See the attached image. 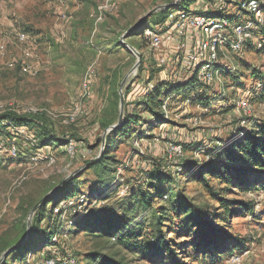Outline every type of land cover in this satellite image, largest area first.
<instances>
[{
  "label": "rangeland",
  "instance_id": "obj_1",
  "mask_svg": "<svg viewBox=\"0 0 264 264\" xmlns=\"http://www.w3.org/2000/svg\"><path fill=\"white\" fill-rule=\"evenodd\" d=\"M184 1L0 0V115L7 111L44 113L54 135L44 143L10 130L7 122L0 127V133L11 131L9 141L2 136L7 143L0 148V247L2 242H15L28 234L36 211L49 192L69 179L67 191L76 190L73 197L57 196L46 205L48 213L39 226L44 232L26 246L22 257L8 256L4 264H44L49 249L56 256H71L74 264H95L94 253L123 264H161L165 256L151 251L142 256L114 237L74 224L86 215L92 217L109 208L121 213L122 204L132 191L156 193V184L148 185L145 170L157 169L171 175L174 180L164 182V189L182 188L199 206L212 212L223 211L218 201L210 199L201 182L184 172L192 169L194 163L204 165L214 158L218 148L222 150L264 120V0H256L262 9L261 17L241 50L220 48L214 81L199 92L193 91L190 97L194 100L189 103L180 101L183 96L177 92L166 99L168 125L165 122L151 127L142 123L134 127L145 132L141 139L131 137L132 130L126 136H116L112 133L115 129L104 133L118 121L123 80L122 93L129 87L123 104L131 112L136 107L132 102L148 87L173 79L170 75L174 69H165L159 58L165 55L168 61H175L176 54L181 62V49L177 53L176 47L154 50L147 39L134 34V28L148 15L140 27L159 29L166 15ZM211 2L193 0L186 9L205 12L214 8ZM237 9L231 4L226 13L241 19L250 16ZM187 44L192 49L196 43L188 39ZM190 73L189 69L180 70L170 81L184 85L190 80ZM86 80L90 82L88 87L84 85ZM115 89L118 109L112 107ZM170 91L166 90L165 96ZM203 96L204 100L198 98ZM69 114L76 115L74 121H70ZM142 117L150 119L145 112ZM109 120L111 123L105 127ZM25 126L35 135V127ZM109 139L111 145L106 148ZM71 141L75 148L68 151ZM171 145H180V152L173 153ZM101 157H106L101 165L88 168L89 162ZM208 183L215 190L222 187L217 178ZM233 183L235 180L224 197L253 203V214L235 212L238 205L234 204L226 222L218 218L216 223L231 237L240 238L241 248L235 247L225 259L203 256L189 246L193 240L191 232L176 230L177 225L165 226V239L188 246L187 254L182 249L178 251L182 264H234L231 255L240 257L239 264H264V190L242 191ZM80 196L85 197L83 203L75 205ZM163 199L164 196L154 198L155 207L164 204ZM143 218V213L138 214L131 217V223L146 226ZM141 234L151 236L148 227L141 229ZM48 235L55 245H46ZM35 244L36 249L30 252Z\"/></svg>",
  "mask_w": 264,
  "mask_h": 264
},
{
  "label": "trees",
  "instance_id": "obj_2",
  "mask_svg": "<svg viewBox=\"0 0 264 264\" xmlns=\"http://www.w3.org/2000/svg\"><path fill=\"white\" fill-rule=\"evenodd\" d=\"M190 2H193V0H185L175 6V8L188 11L186 7H188ZM217 16L225 17L230 22H238L240 19L238 15L232 14L223 15L222 13H219ZM144 20L145 19L141 20V22L134 28L136 30L134 34H137L142 39L146 40L147 37L144 36L143 29L148 26L143 25V27H140ZM184 88H188V90L186 92H181ZM200 88L201 85H195L194 77L185 85L179 86H175L171 81H157L145 94L141 95L135 102H132L136 107L135 109H132L131 112H128L125 108L126 105L123 104L124 116L120 125H118L112 133L116 136L118 133L126 136L128 132L132 130L134 134H132L131 137L139 139L143 138L145 132L136 129L134 130V127H140L142 123L153 127L160 123L170 122L161 109L165 97L175 92L182 93L183 97L180 101H184L193 91L199 92ZM128 90L129 87L126 88V91ZM166 90H169L170 93L165 96L164 92ZM126 91L124 97H126ZM113 96L115 97V101L112 102V107H117L118 109L117 89L113 91ZM198 98H202L200 100L205 99L204 96ZM192 100L194 99L191 98L190 101ZM144 112L148 114L150 119H144L142 117V113ZM4 122L14 125H29L35 127L34 138L44 143L54 138L52 130L48 127L47 118L44 113H18L7 111L0 115V127L6 126L4 125ZM106 123L105 127L108 123H111V121L109 120ZM5 132L0 134L5 135ZM110 145L109 139L106 148H109ZM105 159L106 157H101L97 161L87 162L88 168L94 165H101ZM145 174L148 176V185H152V183L156 184L153 185L156 189V193L151 191L142 193L132 191L126 201L122 204L123 210L121 213H118L114 208H109L102 211V213H96L92 217L86 215L84 218L76 221V223H74L75 226L77 228L83 227L90 232H99L100 235L114 237L118 243L128 247L130 250H138L142 256H147L150 251L160 257L165 256L161 264H167L166 260L173 261V264H182L178 259V251L182 249L185 254H187L188 252L186 250L188 246H185V243L183 244L165 239V231L163 229L165 226L166 228L167 226L172 228L174 225H177L176 230H183L193 234V240L189 246H192L196 253L216 258L217 260L225 259L229 257L228 255L233 252L235 247L241 248L243 241L240 238L231 237L223 227L217 225L216 220L221 218L226 222L227 218L234 210L231 209V206L234 204L238 205V209L235 210V212H243L247 215L253 214V203L236 201L234 199L228 200L224 197L226 196L224 192L229 190V186H231L234 180L235 183L233 184H235V187L242 191L254 189L264 190V120L255 123L248 131L243 132L239 139L231 141L224 146L222 150L218 148L217 152L214 154V158L209 159L204 165L200 166L199 163H194L192 169L190 168L188 171L184 172V175L186 176L192 174V177L199 180L209 192L210 199L218 201L219 208L223 210L219 213L209 211L194 203L193 199L184 194L183 190H181L182 188L177 191L173 190L171 187H166L164 189L162 186L164 182L171 183V180H174L171 175H167L157 169L150 172L145 170ZM213 178L219 179L222 187H217L215 190L212 185L210 186L208 182ZM70 182V179L66 180L58 186L56 190L51 193L49 192L45 201L36 211V220L26 236L20 237L15 242H2L0 253L8 249L10 246L20 243V245L10 251L5 258L14 254L17 255L16 258L22 257L24 253L22 251L26 246L33 242V239L37 234L44 232L40 231L39 226L48 213L46 205L52 204L57 196L65 194V199L73 197L76 190L67 191V185ZM163 196L164 204L155 207V201L153 199L158 197L162 198ZM142 213L144 215L143 220H147V225L144 226L142 223L140 224L141 227L133 225L131 223V217L134 219V217ZM177 218H179L178 222L176 221ZM144 227H148L151 235L150 237L146 238L142 236L141 229ZM137 228H140L139 231L136 230ZM176 233L177 231L174 232L175 235ZM138 236H142L143 239H140L139 237L138 240ZM47 239L48 241H46V245L56 244V242L52 240L51 235H48ZM36 244L29 250L30 252L31 250L36 249ZM46 252L48 254L44 261L52 257L57 258L61 256V259L65 257L63 254L56 256V254L50 249ZM4 259L0 264L5 263ZM92 260H94L95 264H123L98 253H94ZM56 264L68 263H64L63 260H58L56 261Z\"/></svg>",
  "mask_w": 264,
  "mask_h": 264
},
{
  "label": "built area",
  "instance_id": "obj_3",
  "mask_svg": "<svg viewBox=\"0 0 264 264\" xmlns=\"http://www.w3.org/2000/svg\"><path fill=\"white\" fill-rule=\"evenodd\" d=\"M208 1H212L213 9L210 7L205 12H191L180 9L175 11L171 10L170 13L166 15L164 25L159 29H154L153 27H146L143 29V34L147 37L152 49L161 50L163 48L176 47L175 53H177V50L179 49H181V53L183 52V61L181 62L177 60L176 54L175 61H168L165 55H161L159 58V63L165 66V69H174L171 71L170 75L173 79L170 80H174L176 74L179 73L180 70L189 69L191 71V78H195V85H201V87L210 85L214 81L218 70L217 63L219 60L218 53L220 48H222V46H228L232 51L241 50L245 44V40L252 35V30L255 27H258L257 22L260 20L259 18L261 17L262 9L256 0ZM231 4L238 8V12L244 10L250 16L243 19L240 18L238 22H230L225 17L217 16L219 13L226 15V8ZM188 39H192L196 43L192 49H189V45L187 44ZM258 45L261 46V44ZM187 82L188 81H186V83ZM88 84H90V82L86 80L84 85L88 87ZM173 84L178 86V84L174 82ZM149 88L150 87H148V89ZM187 90L188 88H184L181 92H186ZM170 96L173 95L165 97L161 105V109L167 119L169 118L167 116L168 105L166 99H170ZM190 99L191 97L189 96L184 102L189 103ZM78 111L79 110L77 109L76 113ZM75 114L68 115L70 121L75 120ZM11 127L12 129L10 130H15L16 133L25 134L32 141H36L34 135L29 133V130L25 125L11 124ZM8 128H10V126ZM10 130L9 132H11ZM9 132L6 133V135L0 134V148H4V144L7 143L4 142L3 139L7 141L11 139ZM2 136H4L3 139ZM67 146L68 151L75 148V144L72 141L69 142ZM11 148L13 150L12 152L17 154L15 147L11 146L10 149ZM170 148L173 153L180 152V145H171ZM84 198V196H80L75 199V205L83 203ZM70 203L72 204L73 202L71 201ZM58 260H63L64 263L68 264L75 262V259H72L71 256L62 259L60 257H52L44 261V264H56V261ZM230 261L234 264H239L240 257L237 255H231Z\"/></svg>",
  "mask_w": 264,
  "mask_h": 264
},
{
  "label": "water",
  "instance_id": "obj_4",
  "mask_svg": "<svg viewBox=\"0 0 264 264\" xmlns=\"http://www.w3.org/2000/svg\"><path fill=\"white\" fill-rule=\"evenodd\" d=\"M148 15H145L143 17V19H145ZM126 47H128L130 50L134 51L136 53V51L134 49H132L129 45L126 44ZM137 54V53H136ZM139 59H140V55H138ZM124 81H122L121 83V87H120V91H119V98H120V113L118 116V121L116 124L111 125L108 129H106V131H104L105 134H107L110 130L115 129L118 125H120L122 118H123V100H124V94L122 93V86L124 84ZM20 245V243H16L12 246H10L8 249H6L4 251V253L1 255L0 257V263L2 262V260L8 255V253L12 250H14L16 247H18Z\"/></svg>",
  "mask_w": 264,
  "mask_h": 264
},
{
  "label": "crops",
  "instance_id": "obj_5",
  "mask_svg": "<svg viewBox=\"0 0 264 264\" xmlns=\"http://www.w3.org/2000/svg\"><path fill=\"white\" fill-rule=\"evenodd\" d=\"M163 81L167 82V80H166V79H164ZM165 125H168V123H165Z\"/></svg>",
  "mask_w": 264,
  "mask_h": 264
}]
</instances>
